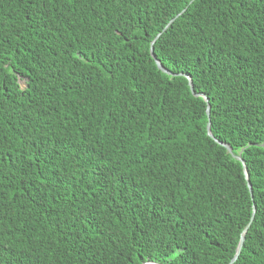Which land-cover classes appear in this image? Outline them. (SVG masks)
I'll return each mask as SVG.
<instances>
[{"label":"trees","instance_id":"trees-1","mask_svg":"<svg viewBox=\"0 0 264 264\" xmlns=\"http://www.w3.org/2000/svg\"><path fill=\"white\" fill-rule=\"evenodd\" d=\"M253 207L233 264H264V0H0V264H229Z\"/></svg>","mask_w":264,"mask_h":264},{"label":"water","instance_id":"water-1","mask_svg":"<svg viewBox=\"0 0 264 264\" xmlns=\"http://www.w3.org/2000/svg\"><path fill=\"white\" fill-rule=\"evenodd\" d=\"M173 21H174V19L171 20V21L167 24V26H166L165 28H167V27H168ZM159 35H160V34H159ZM159 35H158V36H157V37L151 42V45H150V54H151V57L153 58V60L155 61V64H156L157 68H158L161 72H163V73H165V74H167V75H172L171 72H169L168 70H166V69H165V68L159 63V61L156 59V57H155L154 54H153V44H154L155 40L159 37ZM185 77L187 78V80H188V82H189V87H190V91H191V93H192L194 96H196V97H202V98L204 99L205 102H208V99H207L203 94H196V93H194L190 78H189L188 76H185ZM209 113H210V108H209V106H207L206 114H207L208 117H209ZM207 135H208L210 138H212L213 140H215L214 137H213L212 134H211V131H210V122H209V118H208V123H207ZM215 141H216L218 144H220L221 146H223V147L227 150V152H228L229 154H231L236 160H238V161H240V162L242 163V165H243V169H244V173H245V175H246V168H245V165H244L243 160H242L239 156H234V155L232 154V150H231V147H230L229 145H226V144H224V143H221V142H219V141H217V140H215ZM246 179H247L248 187H249V189H250V184H249V181H248L247 176H246ZM251 197H252V196H251ZM254 212H255V208L253 207V213H252L251 219H250L249 223L246 225V227L244 228V230H243L242 233H241L240 240H239V243H238V246H237V249H236V254H235L234 257L231 259V261L229 262V264H233V263L236 261L238 255H239V253H240V251H241V248H242V246H243L244 239H245V234H246L248 228H249L250 225H251V222H252L253 217H254ZM144 264H159V263H155V262H146V263H144Z\"/></svg>","mask_w":264,"mask_h":264}]
</instances>
